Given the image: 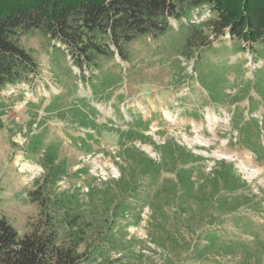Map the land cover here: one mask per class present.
Wrapping results in <instances>:
<instances>
[{
	"label": "trees",
	"instance_id": "16d2710c",
	"mask_svg": "<svg viewBox=\"0 0 264 264\" xmlns=\"http://www.w3.org/2000/svg\"><path fill=\"white\" fill-rule=\"evenodd\" d=\"M203 9L211 11L212 17L194 24L193 18ZM171 19L187 21L180 26L186 29L182 55H187L192 46H200V55L198 52L193 56L194 74L189 77L205 90L209 104L230 106L245 99L250 102V119L244 121L240 112L239 117L234 116L233 128L238 133L237 144L261 161L264 114L261 120L252 116L257 107L250 92L254 90L264 104V68L253 73V79H243L242 88L235 95L229 94L228 88L230 75L238 81V76L248 72V68L231 62L232 56L249 50L255 56V64L264 60V0H0V93L39 74V63L20 44V37L40 32L53 42V59L68 56L80 71L79 79L92 86L94 96L108 98V91L117 88L122 78L105 71L103 62L117 56L133 63L129 44L141 36H167L173 30ZM211 35L220 47L208 40ZM226 35L231 44L219 40ZM214 52H222L226 58L213 62L208 55ZM78 100L96 115L97 108L91 107L86 98ZM236 111H240L238 105ZM77 120L85 129H98L81 109ZM128 123L131 126L125 131L104 126L119 135L115 158L121 163L115 164L120 177L107 180L103 189L88 183L83 196L82 186L59 192L60 182L70 177L67 161L60 158V143L48 142L46 130L26 133L24 144L15 147L26 160L36 162L44 170L35 181V190L27 194V199L39 205L40 217L34 230L21 236L6 218H0V264H98L111 253L123 255L133 250L130 245L120 246L114 232H123L122 219L127 216L138 225L145 206L152 210L151 219L155 222L150 223L157 225L151 241L163 249L168 245L165 239L172 238L162 229L169 219L179 227L183 216H196L197 207L204 211L203 218L210 220V227L200 240L186 245L185 255L190 262L183 264H264V241L252 229V217L240 211L245 207L258 213L260 210L254 205L261 201L258 195L242 193L247 184L233 165L218 160L206 173L202 155L173 138L158 144L145 135L140 129L149 128L150 121L140 116ZM4 127L0 121V129ZM85 136L79 145L90 152L89 142L96 138L88 132ZM137 142L152 146L158 158L150 157L136 146ZM78 175L90 176L89 169H80ZM152 189L154 192H150ZM99 197L100 209L96 205ZM98 209L107 224L105 229L104 225L95 224L96 218L89 220ZM228 215L233 217L241 235L232 236L224 225L218 224L221 220L216 221ZM250 242L254 244L252 248H248Z\"/></svg>",
	"mask_w": 264,
	"mask_h": 264
},
{
	"label": "rangeland",
	"instance_id": "374dc122",
	"mask_svg": "<svg viewBox=\"0 0 264 264\" xmlns=\"http://www.w3.org/2000/svg\"><path fill=\"white\" fill-rule=\"evenodd\" d=\"M200 12V15L193 18L194 24L212 17L208 9ZM186 22V19L181 22L171 19L173 30L167 36L158 39L141 36L131 42L128 48L133 63L122 61L117 56L104 61L105 71L122 78V83L117 88L108 91V98L105 95L94 96L92 86L79 79L77 75L80 71L73 66L68 56L53 59V42L47 36L40 32L21 35L20 44L32 52L40 65V72L30 81L9 87L0 93V121L5 124L0 129V218H6L20 236L32 232L39 221L40 207L27 199V194L35 190V181L44 173L43 168L36 162L26 160L24 154L15 147L24 144L28 131L33 134L46 130L48 142L60 143V158L67 161L70 177L60 182L59 192L82 186L83 196L88 183L103 189L107 180L120 177L119 166L115 164L121 163L119 158H115L119 135L107 131L104 126H113L115 129L120 127L125 131L131 126L128 122L138 120L141 116L150 121L149 128L140 129L145 135L158 144L173 138L196 155H202L205 158L202 165L206 173L214 168L218 160L233 165L234 171L247 184L242 193L258 195L260 198L261 202L254 205L260 212L245 207L240 211L243 215L252 217L255 223L252 229L264 241V158L257 161L252 151L240 147L237 144L238 133L233 128L234 116L239 117L240 112L243 113L244 121L250 119L247 112L250 102L245 99L236 104L240 108L238 112H235L236 105L209 104L205 90L195 79L189 77L194 74L193 56L198 54L200 46H192L187 55H182L185 50L186 29L182 30L180 26ZM222 39L231 44L229 35L219 38ZM208 40L214 47L221 46L214 35ZM208 56L213 62L226 58L222 52H214ZM254 58L249 50L231 57V62L239 64L242 69L248 68V72L245 76H238V81H234V75L229 76V94L235 95L240 91L243 79L254 78L251 71ZM255 65L256 71L264 68V60H259ZM86 76H89L88 72ZM250 93L257 107L252 116L261 120L264 104L254 90ZM79 97L86 98L91 107L97 108L96 115L89 112L87 104L80 103ZM78 109L83 111L84 117L96 122L97 130L85 129L80 125L77 120ZM86 132L96 138L89 142L90 152L79 145L80 138L86 137ZM261 142L264 145V133ZM136 146L153 159L158 158V153L152 146L141 142H137ZM84 168L89 169L90 176L78 175L80 169ZM150 192H154V189ZM100 201L101 197L96 200L99 209ZM99 209L93 211L94 215L90 214L89 220L96 218L95 224L104 225L105 229L107 224ZM194 210L196 216H183L179 227L174 225L172 219L164 223L163 232L172 237L165 239L168 245L164 249L151 241V235L157 233V225L151 224L155 221L151 219L152 210L148 206L142 209L138 225H134L133 218L127 216L122 219L123 232L116 230L114 237L120 246L130 245L133 251L123 255L111 253L106 261L98 264L187 263L186 245L200 240L210 227V220L203 218L204 211L197 207ZM232 218L228 215L218 217L216 221L221 220L218 224L224 225L232 236L241 235ZM175 237L179 241L177 244L173 239ZM243 238L248 241L253 239ZM253 245L250 242L248 248Z\"/></svg>",
	"mask_w": 264,
	"mask_h": 264
},
{
	"label": "built area",
	"instance_id": "2783aa9c",
	"mask_svg": "<svg viewBox=\"0 0 264 264\" xmlns=\"http://www.w3.org/2000/svg\"><path fill=\"white\" fill-rule=\"evenodd\" d=\"M257 66L255 65V63H251V71L256 72Z\"/></svg>",
	"mask_w": 264,
	"mask_h": 264
}]
</instances>
